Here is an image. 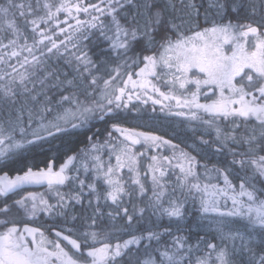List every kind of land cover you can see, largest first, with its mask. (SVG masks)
<instances>
[{"label":"snow or ice","instance_id":"snow-or-ice-1","mask_svg":"<svg viewBox=\"0 0 264 264\" xmlns=\"http://www.w3.org/2000/svg\"><path fill=\"white\" fill-rule=\"evenodd\" d=\"M10 164L0 264H264V0H6Z\"/></svg>","mask_w":264,"mask_h":264},{"label":"flooded vegetation","instance_id":"flooded-vegetation-1","mask_svg":"<svg viewBox=\"0 0 264 264\" xmlns=\"http://www.w3.org/2000/svg\"><path fill=\"white\" fill-rule=\"evenodd\" d=\"M201 102H204L203 97L201 98ZM133 105L138 106L141 110L139 112L133 110L126 113L128 118L125 122L126 123L125 126H134L137 127L139 130H152L158 133H169L170 130L175 127V122L182 119L179 117L167 116L165 113L159 110V106H156L157 108L156 112H152L151 111L152 105L150 103L148 105H139V102L133 101ZM133 105H130V108H132ZM150 117L151 119H149ZM96 127L99 128L103 133L105 127L104 124L97 122ZM93 131H95V129ZM59 162L60 159H57V164H59ZM4 174L6 173H0V175H4ZM15 175L16 174L8 175V176L14 177ZM31 191L45 192V188L33 189ZM14 198L15 197L9 198V202H11V199ZM78 208L79 206H77V209ZM189 208H191V205H189Z\"/></svg>","mask_w":264,"mask_h":264},{"label":"trees","instance_id":"trees-1","mask_svg":"<svg viewBox=\"0 0 264 264\" xmlns=\"http://www.w3.org/2000/svg\"><path fill=\"white\" fill-rule=\"evenodd\" d=\"M4 3H6V0H0V4H4ZM18 22H20V21L18 20ZM125 125H126V123H125ZM79 139L82 140L83 137H80ZM71 146L73 147V149H76V148H78V147H80L82 145H80L78 141H75V142L72 143ZM62 154H63V148H61V152L59 154L51 153V155H57L58 159H59L60 156H62ZM39 159L42 160L43 157H40ZM41 166H43V165L41 164ZM17 170H18V166L17 165H12V164L8 165L7 167H0V173H6L8 175L17 174Z\"/></svg>","mask_w":264,"mask_h":264},{"label":"water","instance_id":"water-1","mask_svg":"<svg viewBox=\"0 0 264 264\" xmlns=\"http://www.w3.org/2000/svg\"><path fill=\"white\" fill-rule=\"evenodd\" d=\"M36 187H41V186H33V187H31V188H36Z\"/></svg>","mask_w":264,"mask_h":264}]
</instances>
